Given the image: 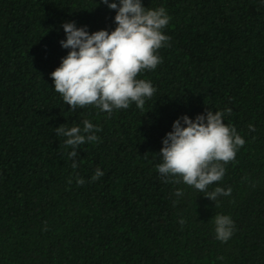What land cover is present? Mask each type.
<instances>
[{
  "label": "trees",
  "instance_id": "16d2710c",
  "mask_svg": "<svg viewBox=\"0 0 264 264\" xmlns=\"http://www.w3.org/2000/svg\"><path fill=\"white\" fill-rule=\"evenodd\" d=\"M142 4L170 16L162 63L137 75L156 91L143 109L132 102L109 116L71 110L50 73L69 51L63 23L111 31L115 10L101 0H0V264H264V0ZM226 108L224 123L245 144L207 191L231 194L214 202L165 182L156 165L173 121ZM84 119L99 139L78 146L73 168L55 128ZM97 167L104 175L92 181ZM217 214L235 223L227 242L215 238Z\"/></svg>",
  "mask_w": 264,
  "mask_h": 264
},
{
  "label": "clouds",
  "instance_id": "9594fccd",
  "mask_svg": "<svg viewBox=\"0 0 264 264\" xmlns=\"http://www.w3.org/2000/svg\"><path fill=\"white\" fill-rule=\"evenodd\" d=\"M109 9L115 10L114 30L101 29L89 33L87 25L77 26L65 22L62 28L65 39L59 41L62 48L69 49L61 58L59 66L50 73L53 88L61 94L63 101L76 110L91 105L109 116L114 109H127L132 102L143 109L145 98L156 91L151 81L137 78L142 70H153L162 63L158 49L168 45L170 37L162 29L169 23L166 9L145 7L142 0H101ZM225 110L211 109L190 118L187 114L172 123V130L162 138L159 151L161 162L156 165L165 182L171 178L181 181L195 190L204 192L207 198L216 202L220 196H229L232 189L216 186L207 191L213 182L220 181L225 166L234 160L237 151L245 144L230 123H224ZM83 127L73 124L55 128L57 136L65 137L63 143L71 147L68 153L73 168L77 167L78 146L85 142L98 141L99 127L88 119ZM254 132L255 126L248 125ZM104 175L97 167L91 176L95 181ZM71 183V180H69ZM83 184V178H76ZM176 196L182 191L177 189ZM184 223L183 219L179 221ZM235 231L230 215L217 214L214 217L215 238L227 242Z\"/></svg>",
  "mask_w": 264,
  "mask_h": 264
}]
</instances>
